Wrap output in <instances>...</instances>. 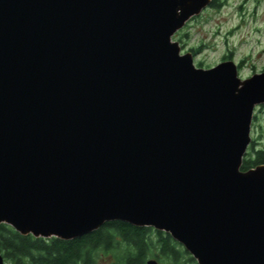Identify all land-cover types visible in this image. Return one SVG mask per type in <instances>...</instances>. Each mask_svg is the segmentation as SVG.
<instances>
[{"label": "water", "instance_id": "water-1", "mask_svg": "<svg viewBox=\"0 0 264 264\" xmlns=\"http://www.w3.org/2000/svg\"><path fill=\"white\" fill-rule=\"evenodd\" d=\"M212 2L0 0V224L70 241L125 222L197 264H264V165L241 170L264 72L173 41Z\"/></svg>", "mask_w": 264, "mask_h": 264}, {"label": "trees", "instance_id": "trees-1", "mask_svg": "<svg viewBox=\"0 0 264 264\" xmlns=\"http://www.w3.org/2000/svg\"><path fill=\"white\" fill-rule=\"evenodd\" d=\"M211 6L221 4L213 0ZM248 151L242 171L264 164V149ZM0 253L7 264H99L102 255H112L114 261L110 264H147L151 258L159 264H197L169 234L125 222L106 223L99 230L70 241L23 236L0 224Z\"/></svg>", "mask_w": 264, "mask_h": 264}, {"label": "rangeland", "instance_id": "rangeland-1", "mask_svg": "<svg viewBox=\"0 0 264 264\" xmlns=\"http://www.w3.org/2000/svg\"><path fill=\"white\" fill-rule=\"evenodd\" d=\"M216 4L221 7L210 5L176 33L173 41L180 44L182 53L193 54L197 67L211 68L228 57L238 65L241 79L264 72V0H216ZM251 136L261 143L256 147L264 145L262 107L255 109ZM113 261L112 255H102L99 264Z\"/></svg>", "mask_w": 264, "mask_h": 264}, {"label": "flooded vegetation", "instance_id": "flooded-vegetation-1", "mask_svg": "<svg viewBox=\"0 0 264 264\" xmlns=\"http://www.w3.org/2000/svg\"><path fill=\"white\" fill-rule=\"evenodd\" d=\"M229 58L227 57L226 58V60H228ZM225 60V61H226ZM259 107H262V109H264V105H261V106H259ZM252 133V132H251ZM256 144H261V143H259V142H257V141H254L253 139H252V142H251V144H250V146H249V148H248V150L250 149V148H253V150L255 151V152H257V151H259V150H263L264 149V145H259L258 147H256ZM249 152V151H248ZM247 152V153H248ZM262 165H264V164H262ZM259 166V165H258ZM257 167V166H256ZM255 168V167H254ZM252 169V168H251Z\"/></svg>", "mask_w": 264, "mask_h": 264}]
</instances>
